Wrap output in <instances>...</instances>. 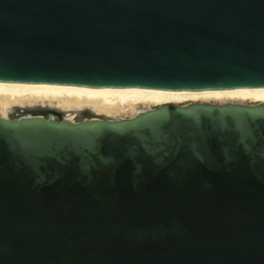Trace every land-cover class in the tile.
Returning <instances> with one entry per match:
<instances>
[{"label": "water", "instance_id": "obj_1", "mask_svg": "<svg viewBox=\"0 0 264 264\" xmlns=\"http://www.w3.org/2000/svg\"><path fill=\"white\" fill-rule=\"evenodd\" d=\"M0 82L264 87V0H0ZM0 116V264H264V103Z\"/></svg>", "mask_w": 264, "mask_h": 264}, {"label": "bare ground", "instance_id": "obj_2", "mask_svg": "<svg viewBox=\"0 0 264 264\" xmlns=\"http://www.w3.org/2000/svg\"><path fill=\"white\" fill-rule=\"evenodd\" d=\"M188 102L264 103V87H234L204 90H116L52 84L0 82V116L32 106L57 108L65 118L89 113L91 118H120L162 104ZM49 111V110H45ZM53 113V111H52ZM52 115V114H48ZM53 116V115H52Z\"/></svg>", "mask_w": 264, "mask_h": 264}, {"label": "rangeland", "instance_id": "obj_3", "mask_svg": "<svg viewBox=\"0 0 264 264\" xmlns=\"http://www.w3.org/2000/svg\"><path fill=\"white\" fill-rule=\"evenodd\" d=\"M47 108H52V107H47V106H32V107H29V108H25V109H20V110H16L14 112H12L10 115H20V114H27V113H40V114H52V115H56V113H52L51 111H46L45 110ZM54 108V107H53ZM122 117H127V115H125V113H122ZM65 115V114H64ZM89 113H81V114H78V115H75L74 118L78 119V118H84V117H89Z\"/></svg>", "mask_w": 264, "mask_h": 264}]
</instances>
